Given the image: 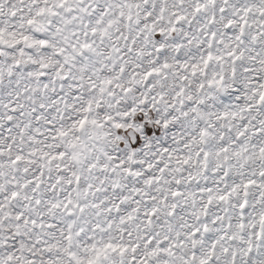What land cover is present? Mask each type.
I'll use <instances>...</instances> for the list:
<instances>
[{"label": "snow or ice", "instance_id": "1", "mask_svg": "<svg viewBox=\"0 0 264 264\" xmlns=\"http://www.w3.org/2000/svg\"><path fill=\"white\" fill-rule=\"evenodd\" d=\"M0 264H264V0H0Z\"/></svg>", "mask_w": 264, "mask_h": 264}]
</instances>
